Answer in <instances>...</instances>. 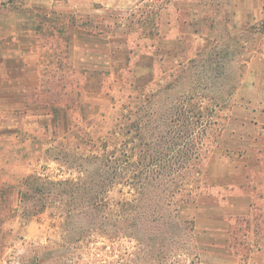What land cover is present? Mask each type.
<instances>
[{"label":"rangeland","instance_id":"obj_1","mask_svg":"<svg viewBox=\"0 0 264 264\" xmlns=\"http://www.w3.org/2000/svg\"><path fill=\"white\" fill-rule=\"evenodd\" d=\"M261 15L257 28L263 31L264 6ZM84 21L92 27L91 18ZM76 43L69 48L68 89H60L67 73L55 72L43 77L46 98L43 90L38 97L27 92L20 98L24 104L0 106L16 112L6 119L0 114V214L8 212L21 222L33 217L51 245L68 238L65 245L74 264H264V138L257 135L264 125L258 121L260 106L252 103V92H241L235 101L246 55L237 57L236 46L226 48L215 39L195 51L188 37L190 54L175 67V79L160 78L150 88L133 90L126 70L116 72L119 68L114 67L122 58L82 57ZM95 64L110 73L105 87ZM134 70L137 84L148 82L146 68ZM51 94L55 97L50 99ZM189 102L201 110L200 123L184 127L185 138L178 134L173 146L170 127L178 124L170 120ZM122 125L125 129L119 131ZM199 150L207 153L195 164L190 153ZM176 151L187 160L180 161ZM156 165L188 168L181 176L170 172L164 177L168 183L156 190L145 189V199L166 205L173 200L174 206L163 204L156 211L164 221L177 224L161 230L153 225L159 212L132 209L137 191L127 185L136 175L146 182V170ZM116 168L119 177L113 176ZM197 168L206 172L205 192L197 189ZM65 179L107 181L110 186L96 195L93 209H86L90 197L81 190L61 194L63 187L48 184ZM187 180L194 184L191 193L173 192ZM51 187L56 188L52 198ZM198 192L196 204L192 201ZM48 199L52 203L38 213ZM13 245L6 254L0 250V261L22 264L27 254L46 253L34 243ZM62 251L52 253L50 264H66L60 259Z\"/></svg>","mask_w":264,"mask_h":264},{"label":"crops","instance_id":"obj_2","mask_svg":"<svg viewBox=\"0 0 264 264\" xmlns=\"http://www.w3.org/2000/svg\"><path fill=\"white\" fill-rule=\"evenodd\" d=\"M262 6L264 0H0V97L4 98L0 106L24 104L20 98L27 92L42 95L47 88L43 77L55 72L67 73L60 89H68L69 48L74 42L82 57L122 58L114 66L119 68L116 72L126 70L130 79L134 75L136 87L150 88L189 56V37L195 51L215 39L236 46L237 57L246 55L241 59L235 101L239 102L241 92H252V103L260 106L258 121L264 125V29L257 28ZM85 17L91 18L92 30L86 29ZM135 66L149 71L148 82L137 84ZM95 67L102 75L100 86L105 87L110 73L98 64ZM14 113L0 110L2 119ZM261 128L257 135L264 138ZM6 214H0V250H6L0 252L6 254L13 244L34 243L46 253L27 254L22 264H50L56 250H64L60 258L64 263L74 264L68 247L51 245L36 219L21 222ZM0 264L12 263L2 260Z\"/></svg>","mask_w":264,"mask_h":264},{"label":"trees","instance_id":"obj_3","mask_svg":"<svg viewBox=\"0 0 264 264\" xmlns=\"http://www.w3.org/2000/svg\"><path fill=\"white\" fill-rule=\"evenodd\" d=\"M138 21H143V18H139L138 17ZM89 24L85 23V27L86 29H89V30H92L93 28L92 27H88ZM228 45H223V47H227ZM227 50V55H230V51L229 49H225ZM224 50V51H225ZM226 53H223V54H226ZM177 75H175V72H169L168 74L167 73H164L163 75H160L158 80L160 78H172V79H175ZM131 77H132V74H131ZM134 78V75L133 77L129 80V86L131 89L133 90H137L138 87H136V85L133 84V79ZM121 81V79H120ZM175 81V80H174ZM141 88V87H140ZM143 89V88H141ZM43 91H49V90H43ZM38 97L39 94L36 93L34 95V97ZM50 96V95H49ZM55 97V95L51 94V97ZM37 101V100H36ZM190 103V102H189ZM187 104V107H183V104H181V107L180 108H177L175 113L173 114V119L170 120V123L171 122H174V124H178L177 126H171L170 127V133H171V138H170V142L174 145L177 144L176 140L179 136L178 134L180 135H183L184 134V131H183V128L186 127L189 123H192V122H195V123H200V117H201V110L197 107L196 104H193V103H190V104ZM129 103L126 104V111L129 109ZM131 107V106H130ZM126 114V113H125ZM125 114H122V115H125ZM197 116V118H196ZM159 121V120H158ZM187 123V124H185ZM185 124V125H184ZM159 127V125H158ZM123 128L125 129V126L122 125L119 129V131L123 130ZM188 128V127H187ZM182 138H185V135L182 136ZM174 149V147H172V150ZM126 150V149H125ZM125 150H123V152H125ZM205 151H208L205 149ZM207 153V152H206ZM204 150H199V151H194L193 153L191 152V156L193 157L194 159V163L196 164H200L201 163V160L205 158V154ZM161 152H158V155H160ZM176 157H178L181 160H187V157L186 155H183V153L181 154L180 151H176ZM128 157V156H127ZM144 157V156H143ZM158 159H162V158H158ZM185 170L188 171V168L187 169H182V168H172V166H161L159 167V165H156L155 167L151 166L149 167L147 170H146V176L145 178H147L146 182H143L141 180H139V176L136 175V176H133L135 178H131L128 182H127V185L129 187H131V189H134L135 191H137V198L136 200H134V203L133 205L130 204V206L132 207L133 210H136V208H139V210L142 212L144 211V213L146 212L145 210L149 209V208H153V210L156 211L157 210H161L163 208V204L167 207V206H174V203L172 202L173 200L171 199L169 203H166L165 202H162L161 200H151L150 198H147L145 199V189L148 187V186H152V189H155L156 188H160V186L162 187V185H166L165 183L169 180H166L165 179H168V178H164L166 175L170 174L171 172V175H176L177 176H181ZM118 171H119V168H116V171L114 173L113 176H117L119 177L120 174H118ZM196 172L199 173V176H198V179H199V183L197 184V189L199 190V188H204L203 192H205L207 189H208V184L206 183L207 182V175H206V172L203 169H195ZM118 181V180H117ZM109 182H104L102 181L101 183L99 182H72L70 180H59V181H53V180H49L48 181V184L51 185V186H55V185H58L60 186V188L63 187V192H61V194H73L74 193V189H79L82 191V193L84 192L86 195H88L90 198V200L88 201V204H86L85 208L86 209H93L94 208V205H95V200H96V195L98 196V194H102L104 193V189H105V193H106V189L110 186V184H107ZM164 183V184H162ZM125 185V184H124ZM160 185V186H159ZM105 187V188H104ZM207 187V188H206ZM194 188V184L191 180H187L186 181V184L184 186V184H181V186H179L175 191L173 190V192L177 193V192H181L182 189H185L187 190L189 193L192 192ZM55 190L56 188H52L50 189L49 191V196L50 198L53 197V194L54 192L52 191ZM174 195V194H173ZM169 197V196H168ZM199 198H200V195H199V192L194 196V199L192 202L194 203H198L199 202ZM190 199H188L187 201H189ZM93 202V203H92ZM49 203H52L51 200L48 199V203L47 205H43L39 208V212H42L44 208H46L48 206ZM97 203V202H96ZM176 203V202H175ZM200 203V202H199ZM122 207V206H121ZM174 208V207H173ZM159 211H156V212H159ZM176 212H178L179 210L178 209H175ZM69 212V210L67 211ZM161 212V211H160ZM158 213L156 214L155 218L153 219V222H154V228L156 230H161L163 227H167V228H172L174 227L177 223H173L172 221H168V220H163V216H161V213ZM90 220L92 219V222L95 220L96 221V216L95 215H91L89 216ZM94 224V223H93ZM138 242H140L139 239H136ZM63 244H69V239L67 238L66 240L63 239Z\"/></svg>","mask_w":264,"mask_h":264}]
</instances>
